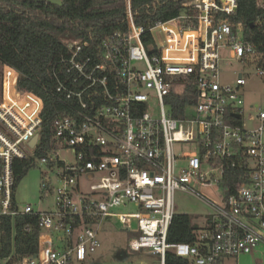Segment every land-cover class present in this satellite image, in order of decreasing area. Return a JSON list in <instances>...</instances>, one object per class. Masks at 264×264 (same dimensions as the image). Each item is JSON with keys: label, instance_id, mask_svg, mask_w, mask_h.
Returning <instances> with one entry per match:
<instances>
[{"label": "built area", "instance_id": "built-area-1", "mask_svg": "<svg viewBox=\"0 0 264 264\" xmlns=\"http://www.w3.org/2000/svg\"><path fill=\"white\" fill-rule=\"evenodd\" d=\"M124 2L126 31L109 34L99 54L88 50V41L72 40L50 64L48 76L66 111L51 124L48 144L41 136L44 98L20 88L22 74L3 67L0 264L85 263L101 248L100 231L111 220L129 231L136 222L129 249L159 264L169 252L188 264H221L264 248V103L245 100L248 81L258 80L264 92V51L234 20L239 0L186 2L181 15L150 29L149 47L132 0ZM256 5L264 10V0ZM232 63L240 72L234 83H222V64ZM191 86L195 104L176 119L167 98ZM64 151L73 154V164L62 159ZM26 161L47 168L41 190L43 199L55 196L52 210L17 203V163ZM228 168L244 172L234 192ZM177 192L212 208L197 244L168 241ZM133 205L136 213H114ZM19 217L28 219L24 233L38 232L33 255H17ZM7 219L12 243L3 255Z\"/></svg>", "mask_w": 264, "mask_h": 264}, {"label": "trees", "instance_id": "trees-1", "mask_svg": "<svg viewBox=\"0 0 264 264\" xmlns=\"http://www.w3.org/2000/svg\"><path fill=\"white\" fill-rule=\"evenodd\" d=\"M61 5L50 0H0V95L1 76L4 65L22 74L19 86L42 96L45 100L42 140L50 142V126L66 111L60 96L56 94L54 83L48 76L50 64L69 41L89 42L88 50L100 53L102 41L114 31H126V9L124 0H60ZM190 0H132L135 24L145 29L144 44H152L150 29L157 23L166 22L181 15L183 5ZM194 15L191 8L187 9ZM264 10L256 5V0H239V11L234 17L244 25V34L264 51V25L259 21ZM55 42L58 49H52L48 42ZM43 89L49 92L43 91ZM195 89L191 86L182 92H173L167 98L170 114L181 119L188 115L195 104ZM39 154H43L41 150ZM18 183L31 169L29 161L17 163ZM244 172L228 168L227 185L231 192L242 182ZM27 217L18 218L16 251L18 256L33 255L37 252L38 232L27 234L23 226ZM10 220L4 221L8 230L5 236V252L11 251ZM201 228L193 216L177 214L169 230L170 243L197 244ZM166 264H188L187 261L169 252Z\"/></svg>", "mask_w": 264, "mask_h": 264}, {"label": "rangeland", "instance_id": "rangeland-1", "mask_svg": "<svg viewBox=\"0 0 264 264\" xmlns=\"http://www.w3.org/2000/svg\"><path fill=\"white\" fill-rule=\"evenodd\" d=\"M240 72V67L236 63L231 65L222 64V83H234L236 75ZM245 100L250 103H264V92L262 83L258 80L248 81L246 86ZM62 159L67 164H73L75 159L72 153L62 152ZM47 174L45 166L37 165L31 168L26 176L18 183L15 197L21 208L26 204L31 205L35 211L52 210L55 203V196L48 195L43 199L41 190L42 183ZM53 183L57 185V180L53 175ZM205 196L210 200H215V194L210 190L204 191ZM176 214H187L193 216L199 228L207 226V215L212 212V208L198 197L188 193L177 192L174 196ZM136 206L127 208L121 207L114 210V213H136ZM137 230V223L133 222L132 230L129 231L121 226L118 221L106 222L100 231L101 248L91 256L85 263L75 264H158L155 257L148 253L129 252L127 243L134 236L132 231ZM240 264H261L264 255L257 257L243 256Z\"/></svg>", "mask_w": 264, "mask_h": 264}, {"label": "crops", "instance_id": "crops-1", "mask_svg": "<svg viewBox=\"0 0 264 264\" xmlns=\"http://www.w3.org/2000/svg\"><path fill=\"white\" fill-rule=\"evenodd\" d=\"M134 234V236L133 237H131L130 239H129V241L131 240V239H133L135 236H136V234L135 233H133ZM129 241H128V243H129ZM128 243H127V249H128V251L129 252H132L130 249H129V247H128ZM140 253H143V252H140ZM262 254L264 255V248L263 247H260V248H258L255 252H254V254H252V255H247V256H250V257H252V258H254V257H259V256H262ZM246 256V255H245ZM153 257H155V256H153ZM241 257H243V256H240L239 258H228V259H224V260H222L221 261V264H240V261H241ZM156 258V260H157V262H158V258L157 257H155ZM159 264V263H158ZM261 264H264V261H262L261 262Z\"/></svg>", "mask_w": 264, "mask_h": 264}, {"label": "water", "instance_id": "water-1", "mask_svg": "<svg viewBox=\"0 0 264 264\" xmlns=\"http://www.w3.org/2000/svg\"><path fill=\"white\" fill-rule=\"evenodd\" d=\"M50 2L55 3V4H59V5L62 4V2L60 0H50ZM37 140H38V136L34 139V141L32 142V145H34L37 142Z\"/></svg>", "mask_w": 264, "mask_h": 264}]
</instances>
